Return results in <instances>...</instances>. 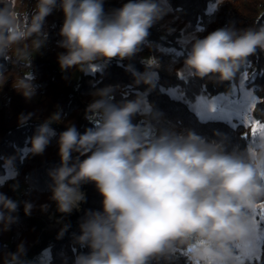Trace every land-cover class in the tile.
<instances>
[{"label":"clouds","instance_id":"9594fccd","mask_svg":"<svg viewBox=\"0 0 264 264\" xmlns=\"http://www.w3.org/2000/svg\"><path fill=\"white\" fill-rule=\"evenodd\" d=\"M2 2L0 57L30 37L37 53L48 39L45 18L59 8L64 22L58 46L66 50L57 58L61 71L75 68L88 75L90 68L104 70L115 59L132 77V84L123 91L120 85H107L92 94L85 110L92 127L81 134L70 124L59 134L60 164L48 171L50 199L57 212L68 215L78 210L86 201L81 186L87 183H94L103 198L102 210H88L79 224L80 233L73 236L74 246L89 249L76 253L73 264H153L180 251L189 264L250 260L258 232L253 214L264 201V137L258 136L242 151H227L221 140H208L192 130L165 128L150 133L134 123L136 116L163 117L148 99L162 88L159 61L142 59L143 72L123 61L154 45L148 39L150 29L170 11L164 0H127L109 13L104 0H36L31 16L18 14L15 0ZM187 42L190 50L180 69L185 81L199 78L231 85L249 58L264 52V25L240 29L229 25ZM19 59L31 68L27 51ZM13 87L30 100L36 94L32 72ZM231 92L229 88L221 95L224 101ZM32 116L21 113L19 125H27ZM59 122L57 111L39 124L29 138L27 153L42 155L57 136L51 125ZM73 153L78 155L73 158ZM18 155L0 156L6 174L0 177V185L18 175ZM18 188L13 185V191ZM20 203L0 192V231H8L17 222L14 213ZM48 207L40 206L45 212ZM33 208L31 202H23L26 216ZM69 227L63 225L57 238H63ZM25 254L21 243L15 253L5 254L3 264H31Z\"/></svg>","mask_w":264,"mask_h":264},{"label":"trees","instance_id":"16d2710c","mask_svg":"<svg viewBox=\"0 0 264 264\" xmlns=\"http://www.w3.org/2000/svg\"><path fill=\"white\" fill-rule=\"evenodd\" d=\"M31 1L36 3V0ZM126 2L127 0H121L120 3L115 0H104L105 13L122 7ZM167 3L174 14L168 28L158 22L150 29L148 38L154 45L151 48L144 47L131 61H123L124 65L132 63L141 72L144 71L142 59L155 58L161 65L159 84L162 88L158 87L148 99L163 113V117L152 120L151 117L136 116L134 123L146 127L150 133H158L160 129L165 128L178 132L192 130L208 140H221L227 151L246 149L252 138L249 127L222 120L202 121L189 104L201 95H219L229 88L233 91V85H238L244 74L251 70L253 78L247 83V88L252 89L257 97L253 116L257 121L264 123V52L258 51L256 55L250 57L249 62L237 74L231 85L229 82L215 83L199 78H189L185 81L179 66L183 64L188 49L187 44L180 43V38L182 35L193 33H200L199 38H203L210 32L229 25L237 29L264 25V0H218V3L217 0H167ZM3 6L4 2L0 0V7ZM63 22L64 14L59 8L54 9L45 18L43 28L48 34V39L37 53L32 45L33 38L24 40L22 50L30 54L31 68L26 66V61L19 59L20 56L6 53V57H0V72H3V77L23 78L31 71L36 88V94L30 100H26L13 87L14 82L10 84L9 81H5L3 85L7 89V102L0 106V156H12L17 152L19 155L15 162L18 175L15 179H6V182L0 185V192L21 203L14 213L18 218L17 222L11 225L8 231H0V264H3L5 254L15 253L21 243L25 246V256L29 258L38 256L41 264H73L76 253L89 251L88 248L74 246L73 242L74 234L80 233L79 224L82 218L88 210H102L103 198L95 184L82 185L83 189H86V201L81 204V212L72 215L58 213L59 218H69L70 226L64 237L58 239L59 231L46 229L47 225L41 216L43 213L51 212L55 205L50 199L51 180L48 171L60 164L57 141L59 134L66 130L65 123L51 125L57 136L51 139L42 155H32L26 151L30 147L29 138L34 135L36 127L53 114L54 107L62 109L68 115L71 110L80 109L84 97L93 99L92 94L98 88L120 85V91H123L122 88L132 84L130 73L126 72L115 59L104 70H90V68L88 75L75 68L61 71L57 58L60 53L66 51L58 46V41L62 39L59 31ZM178 27L182 29L177 30ZM169 28L173 29L171 33L168 32ZM157 45L160 46L159 50ZM143 87L141 86L140 90H143ZM169 89H178L177 95L170 94ZM120 91L116 93L117 101L121 99ZM128 91L131 92L132 89ZM87 106L74 124L81 134L85 129L92 127L85 118ZM21 113L33 114L27 125H19L18 117ZM77 155L73 153V158ZM84 158L80 157L81 160ZM5 176L4 169L0 167V177ZM14 184H18L19 188L24 187L20 195L19 188L13 191ZM24 201L34 205L30 216L24 214ZM44 204L49 206L46 212L41 211L40 208ZM153 264H189V262L180 251L169 260L162 259L159 262L154 261ZM245 264H264V241L259 258L246 260Z\"/></svg>","mask_w":264,"mask_h":264},{"label":"rangeland","instance_id":"374dc122","mask_svg":"<svg viewBox=\"0 0 264 264\" xmlns=\"http://www.w3.org/2000/svg\"><path fill=\"white\" fill-rule=\"evenodd\" d=\"M117 2L120 3L121 0H115ZM165 2V6L167 7V5L169 6V4L167 3V0H164ZM35 2L31 1V0H15V9L17 11L18 14L24 13V12H28L29 16H31L32 11L35 7ZM170 7V6H169ZM174 18V14L172 12V9L170 8V11L168 13V15H166L164 17L163 20L160 21V23L162 24V26H166V28H168V25H170V23L172 22V19ZM181 27H178L177 30H181ZM196 36L197 38L200 37V33H193V34H185L182 35V37L180 38V43L181 41H183L181 44L186 45L187 44V49L190 50V44L187 42L188 38L194 37ZM22 45H24V40L20 41L18 43L13 44L10 49L7 51V54H13L16 56H20L21 53L23 52V47ZM183 67V64L179 66V70ZM90 70H96L95 68H91ZM181 72V71H180ZM181 74L184 76V74L181 72ZM247 76H248V80L245 81V87L246 90L248 91H252V89L247 88V83L249 82V80H251L253 78V72L251 70H249L247 72ZM20 79H22L21 77H17V76H4L1 80H0V106L4 103L7 102V89L6 87H3L4 82L5 81H9L10 84H14L16 82H18ZM243 79V77L241 78V80ZM240 80V82H241ZM14 82V83H13ZM240 82L238 85H236V93L234 95L233 91L230 95L229 100L231 99H238L239 98V86H240ZM222 94L219 95H201L199 96L195 101L191 102L189 104V107L195 111V113L197 114L198 118L202 121L205 120H222V121H227L230 123L236 122V123H242L241 118L233 115L230 119L229 117H227L226 115L222 114L220 112L221 108H225L227 105V101H219V98L221 97ZM253 95L256 97V95L253 92ZM203 98L202 100L200 98ZM257 98V97H256ZM92 98L90 97H84L82 99V104L80 106V109L77 111L71 110L70 113L67 115L62 109L54 107L53 108V112L55 113L57 111H59L61 113V122H64L66 127L68 125H74L78 119V117L81 115V113L83 112L84 108L89 104V101ZM213 100H216L219 104L217 107V110L215 112H211L209 111L206 107L203 106H199V104H210ZM234 108H239L241 111L242 106L241 105H234ZM51 113V114H52ZM249 117L251 118L252 121H257L256 118L253 116V109L250 110V112L248 113ZM244 125V124H243ZM245 126L249 127L251 129V124H245ZM148 130V129H147ZM149 131V130H148ZM258 136L251 138V143L257 139ZM24 187H20L18 190V194L20 195L21 191H23ZM81 191L84 192L85 196H86V189H83V186H81ZM82 204V203H81ZM261 206H264V203H259L257 205L256 211L253 214V218L257 223L258 226V232H257V238L255 240V248L252 250V252L254 253L251 257L250 260L252 259H257L260 256L261 253V249H262V243L264 241V218L261 217ZM81 205L79 206L78 210H74L71 214L68 215H72L74 213L77 212H81ZM59 212H57L56 210V204L54 205V208L52 209L51 212L48 213H43L42 214V219L45 221L47 228L46 229H53V230H57L60 231V229L63 227V225L68 224L69 223V218L68 217H61L59 218ZM24 259L26 261L31 262V264H41L39 263V259L38 256L29 258L28 256H25Z\"/></svg>","mask_w":264,"mask_h":264},{"label":"snow or ice","instance_id":"6c2138e0","mask_svg":"<svg viewBox=\"0 0 264 264\" xmlns=\"http://www.w3.org/2000/svg\"><path fill=\"white\" fill-rule=\"evenodd\" d=\"M218 3V0H217ZM215 5H213V8ZM199 30V29H198ZM183 41H181L182 43ZM248 80L247 73L244 74L243 79L240 82L239 86V98L238 99H231L227 100V105L225 108H221L220 112L229 119L235 115L239 118H241L242 123L245 124H251V135L253 137L259 136V137H264V123H261L259 121H252L251 118L249 117L248 113L250 112L251 109L255 108L257 105V98L253 95L252 91L246 90L245 87V81ZM237 89L235 85H233V93L235 95ZM170 94L173 96L177 95L178 89H169ZM201 100L203 99L202 97L200 98ZM224 99L222 97L219 98V101ZM218 102L216 100H213L210 104H199V106L206 107L209 111L215 112L218 107ZM234 105H241L242 106V111L239 108H234ZM261 217L264 218V206H261ZM254 222H256L254 220ZM247 251L245 250L244 255H247Z\"/></svg>","mask_w":264,"mask_h":264},{"label":"bare ground","instance_id":"6f19581e","mask_svg":"<svg viewBox=\"0 0 264 264\" xmlns=\"http://www.w3.org/2000/svg\"><path fill=\"white\" fill-rule=\"evenodd\" d=\"M83 192V191H82ZM84 193V192H83Z\"/></svg>","mask_w":264,"mask_h":264}]
</instances>
